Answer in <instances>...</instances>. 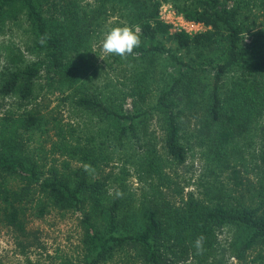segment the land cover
Masks as SVG:
<instances>
[{"label": "trees", "instance_id": "16d2710c", "mask_svg": "<svg viewBox=\"0 0 264 264\" xmlns=\"http://www.w3.org/2000/svg\"><path fill=\"white\" fill-rule=\"evenodd\" d=\"M93 1L0 0V18L6 5L18 4L23 10L34 46L41 53L32 63L0 72V96L16 97L18 106L31 102L37 95L35 82L44 70L45 84L52 91L72 87L76 96L67 93L68 97L96 123L94 133L80 141L73 127L65 132L49 114L56 128L49 150H57L63 159L62 168L44 167L27 142L49 121L47 117L38 114L34 105L20 111L4 110L0 115V221L23 231L22 208L27 202L38 216L51 208L78 211L85 264H114L118 259L127 264H231L229 257L235 259L234 264H264V55L247 54L235 21L242 6L250 3L259 8L264 3L169 0L185 19L205 27L171 34L158 15L162 0H116L109 6L141 32V44L133 55L126 59L113 55V61L120 65L135 59L149 66L161 55L172 69L152 106L166 160L183 164L192 139L203 144L209 160L198 188L187 191L186 198L182 186H175L176 201L166 191L170 177L163 179L149 149L138 153L132 165L145 184L137 196L126 187L124 166L120 173L100 174L98 170L99 162L107 163L121 147L133 153L148 142L149 107L135 102L130 111L113 107L86 87V80L97 74L88 73L92 62L68 56L87 45L90 29L107 20L105 5L112 0ZM163 34L173 39L183 56L161 41ZM238 67L247 73L232 79L219 97L224 73ZM205 76L210 81L207 92L208 83L201 81ZM259 119L263 122L256 125ZM242 132L250 140L241 149ZM71 158L82 165L69 164ZM223 228L230 236L220 243L218 233ZM201 235L203 248L198 253L194 241Z\"/></svg>", "mask_w": 264, "mask_h": 264}, {"label": "rangeland", "instance_id": "374dc122", "mask_svg": "<svg viewBox=\"0 0 264 264\" xmlns=\"http://www.w3.org/2000/svg\"><path fill=\"white\" fill-rule=\"evenodd\" d=\"M75 1L78 4L95 3L93 0ZM115 1L112 0L105 5L108 14L107 20L102 26L95 27L93 30L90 29L88 39L85 41L87 45L85 47L79 46L69 52L68 56L75 58L80 56V60L86 58L87 61L92 62V66L88 68V73L97 71V74L86 80L85 84L88 85L86 87H89L99 98L107 99L113 107L130 111L133 108V102L136 105L149 107V124L146 128V131L149 132V138L148 142L145 141L146 144L142 143L143 146L136 148L133 153L129 148L121 147L118 154H112L113 158L108 160L107 163L100 161L98 170L100 174L109 171L120 173V167L124 166L127 172L124 179L126 187L137 196L141 187L145 184L137 178V171L132 168V165H134L135 159L137 163L138 153H143L145 149H149V153L157 162V168L160 169L163 179L170 177V183L166 187L168 196L177 201L179 197L177 189L182 186L183 198H186L187 191L198 188V181L203 176L204 168L209 167V160H206L203 144L194 139L191 143H188L186 161L183 164H171L164 156L159 122L152 106L158 89L165 86L172 70L166 59L161 55H157L155 60L149 63L148 66L147 63L141 64L142 61H136L135 59L127 64L119 63L120 65H118L117 63L120 61H113V55L107 56L103 60L100 58L102 52L99 42L103 32L111 25L127 24L124 16H119L117 11L112 13L109 9L110 4ZM260 2L264 3V0H260ZM63 4L66 5L67 3L63 2ZM158 15L163 22L168 24L167 34L173 32L193 33L205 29L200 23H185V18L181 12L177 11L169 0L161 1L158 7ZM235 21L238 22L242 32V47L246 49L247 54L249 56L264 55V5L254 8L251 7L250 3H247L245 7H241L240 14H238ZM167 34L161 35V41L170 48H175L176 52L183 56L182 49L177 48L173 39L170 36L167 37ZM249 39H252V45H249ZM40 57L41 53L32 41L25 13L18 4L6 5L0 18V72L13 67H22ZM144 60H146V57H144ZM244 70L242 67H238L224 73V79L218 87L219 97L226 91L232 79L241 78V73ZM252 75V73H249L248 78H252ZM201 81L208 83L205 85L204 91L207 92L210 81H208L207 76ZM45 83L43 70L35 82L36 97L31 99V102L24 103L21 106L17 105L16 97L0 96V115L6 109L20 111L23 107L30 108L34 105V109L39 111L38 114L47 117L49 121L42 123L30 135L27 146L30 150H33L32 152L39 161L44 162V167L55 165L62 168L60 160L63 159V156L57 150L53 152L49 150L50 143L55 140L54 131L56 128L51 126L52 122L48 115L54 116L65 132L66 129L73 127V134L80 141H83L89 133H94L96 123L93 116L73 104L70 96L74 97L76 94L73 93L72 87L67 86L63 87L62 91H52V88ZM67 93H71V95L68 97ZM205 100L206 98L203 99V102ZM41 120H43V117ZM258 122L262 123L263 120L256 121V125ZM253 125H255L254 122L251 123V127ZM41 127H48V129L43 130ZM240 137V147L242 149L248 143L250 137L246 132H242ZM253 146H257L256 140H254ZM235 148H238L237 143ZM128 153H132L131 156H128ZM116 155H120V158H117ZM68 162L71 165H82L78 160L72 158ZM246 173L251 178L247 170ZM142 175H144L143 171ZM33 208L31 202L25 203L24 208H22L23 231L0 221V263L60 264L63 261H70V264H85V248L81 242L80 213L78 211L69 212L51 208L48 212L38 216L34 214ZM229 236L230 232L227 228H223L218 233L220 243L228 240ZM229 261L231 264L235 263V259L232 257H229ZM114 264L127 263L118 259Z\"/></svg>", "mask_w": 264, "mask_h": 264}, {"label": "clouds", "instance_id": "9594fccd", "mask_svg": "<svg viewBox=\"0 0 264 264\" xmlns=\"http://www.w3.org/2000/svg\"><path fill=\"white\" fill-rule=\"evenodd\" d=\"M141 32L138 27L128 24L111 25L102 34L99 47L102 52L101 59L110 55L126 59L133 55L134 49L141 44ZM204 237L198 236L194 241V247L199 253L203 248Z\"/></svg>", "mask_w": 264, "mask_h": 264}, {"label": "built area", "instance_id": "2783aa9c", "mask_svg": "<svg viewBox=\"0 0 264 264\" xmlns=\"http://www.w3.org/2000/svg\"><path fill=\"white\" fill-rule=\"evenodd\" d=\"M184 21H185V23H188V24L200 23V22H198V21H194V20H191V19H185ZM200 24H201V23H200Z\"/></svg>", "mask_w": 264, "mask_h": 264}]
</instances>
